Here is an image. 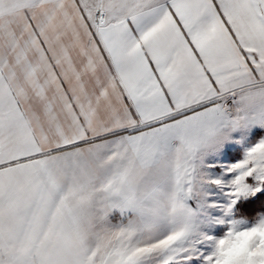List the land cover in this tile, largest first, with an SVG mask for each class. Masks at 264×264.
Segmentation results:
<instances>
[{
    "label": "snow or ice",
    "instance_id": "1",
    "mask_svg": "<svg viewBox=\"0 0 264 264\" xmlns=\"http://www.w3.org/2000/svg\"><path fill=\"white\" fill-rule=\"evenodd\" d=\"M0 264H264V0H0Z\"/></svg>",
    "mask_w": 264,
    "mask_h": 264
}]
</instances>
